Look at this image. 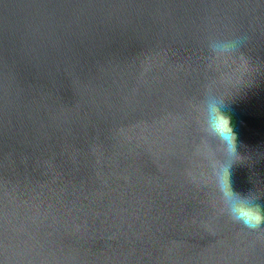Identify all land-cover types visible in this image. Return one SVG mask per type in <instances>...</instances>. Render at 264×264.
<instances>
[{
    "label": "water",
    "instance_id": "obj_1",
    "mask_svg": "<svg viewBox=\"0 0 264 264\" xmlns=\"http://www.w3.org/2000/svg\"><path fill=\"white\" fill-rule=\"evenodd\" d=\"M208 94L264 208V0H0V264H264L216 189Z\"/></svg>",
    "mask_w": 264,
    "mask_h": 264
},
{
    "label": "clouds",
    "instance_id": "obj_2",
    "mask_svg": "<svg viewBox=\"0 0 264 264\" xmlns=\"http://www.w3.org/2000/svg\"><path fill=\"white\" fill-rule=\"evenodd\" d=\"M241 44V39L212 40L209 50L215 57L233 53ZM231 100L215 94L205 96L202 104L204 131L214 139L221 149V157L214 163L216 189L223 205V210L237 223L255 230L264 225V208L254 196L241 194L232 188L230 176L237 152V133L230 115Z\"/></svg>",
    "mask_w": 264,
    "mask_h": 264
}]
</instances>
